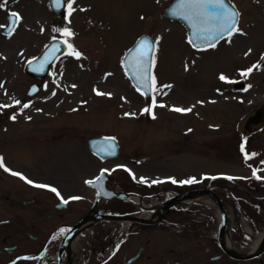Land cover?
I'll use <instances>...</instances> for the list:
<instances>
[{
    "label": "rangeland",
    "instance_id": "rangeland-1",
    "mask_svg": "<svg viewBox=\"0 0 264 264\" xmlns=\"http://www.w3.org/2000/svg\"><path fill=\"white\" fill-rule=\"evenodd\" d=\"M170 1L73 0L72 15L55 20L49 0H7L0 9V25L5 26L0 28V104L17 99L31 103L23 112L21 105L0 108V157L9 169L35 183L52 185L56 179L66 196L76 193L73 189L88 194L82 180L118 165H129L137 181L141 182L140 177L147 182L161 180L156 184L169 190L189 185L174 184L169 177L177 181L195 177L192 184L196 188L212 180V186L225 188L220 194L233 226L242 208L252 213V204L264 206V69L255 68L247 77L240 75V70L259 64L264 56V0H231L240 12L238 27L244 34H234L231 43L223 40L215 48L198 52L188 43L181 23L160 17ZM13 11L22 21L8 36L4 30ZM63 27L74 31L71 42L83 56L77 60L62 55L42 91L29 98L34 80L24 66L53 37L61 38L54 29ZM143 34L160 37L153 73L157 103L165 107L150 112L142 110L151 99L135 90L121 63L125 51ZM221 73L248 90L221 81ZM94 89L112 95H97ZM173 107L192 111L180 113ZM94 136L116 137L121 156L111 161L94 156L87 143ZM242 143L245 152L256 155L245 160ZM253 169H258L256 176ZM114 174L116 180L126 177L119 169ZM28 185L0 168V190L15 188V194L27 197L35 194L33 190L46 191ZM196 203L195 210L217 213L208 199ZM240 222L249 229L244 216ZM104 225L115 227L117 223ZM165 235L169 236L161 233L162 238Z\"/></svg>",
    "mask_w": 264,
    "mask_h": 264
},
{
    "label": "flooded vegetation",
    "instance_id": "flooded-vegetation-1",
    "mask_svg": "<svg viewBox=\"0 0 264 264\" xmlns=\"http://www.w3.org/2000/svg\"><path fill=\"white\" fill-rule=\"evenodd\" d=\"M131 179L118 188L130 194V198L102 200L100 213L142 218L151 214L148 209L155 205L150 202L160 199L165 191H161L156 184L149 185L147 190L144 183L133 177ZM52 180V186L58 188L65 199L70 196L81 199L70 200L61 210L59 199L48 190H33L35 194L30 197L20 192L15 194V188L0 190V264H12L13 261L15 264H264V245L261 246L263 213L257 210L246 213L249 229L236 226L221 242V227L216 214L205 213L203 208L193 209L197 205L195 201L175 207L159 224L131 223L124 230L122 224L101 227L113 221H102L91 228L83 225L80 228L84 231L64 244L63 240L70 230L93 208L95 193L85 183L86 180H82L88 194H81V189L80 192L73 189L76 193L66 196V191L56 183L57 180ZM76 180L80 181L72 179V182ZM119 182L115 177L112 187L117 188ZM213 189L219 194L225 191L223 186ZM41 197L48 200L44 201ZM146 203L150 205L146 206ZM64 212H70L71 216ZM199 213L203 214L201 218L197 217ZM194 217L197 221L192 220ZM236 220L237 217H234L235 223ZM61 228L67 231L60 233ZM161 233L171 237L165 235L169 240L162 242L166 237L162 238ZM225 245L232 246L240 254L257 251L258 257L250 260L232 258L224 249ZM23 257L29 259H21Z\"/></svg>",
    "mask_w": 264,
    "mask_h": 264
},
{
    "label": "snow or ice",
    "instance_id": "snow-or-ice-1",
    "mask_svg": "<svg viewBox=\"0 0 264 264\" xmlns=\"http://www.w3.org/2000/svg\"><path fill=\"white\" fill-rule=\"evenodd\" d=\"M7 0H3L0 2V9L6 6ZM56 7H61V0H54ZM75 11L73 7V0H67V16L70 17L72 13ZM173 15H179L187 20L192 28V36L188 38V43L198 50H205L207 48H215L217 44L221 40H226V42L231 43V38L234 34H241L244 33L238 27V17L240 15L239 11L235 8V6H229L226 0H178L175 7L172 9ZM10 25L7 27L6 34L11 36L19 22L22 21V17L18 12H11L10 13ZM143 19V17H142ZM70 23V21H69ZM4 25H0V28H4ZM54 31H57L61 34V39L52 45L51 51L47 52L44 55L43 60L40 62L39 66L34 68V71H41L43 70L44 66L51 60L56 58V53L60 51L61 44L65 46V53L66 56L74 57L75 59L79 60L82 58L83 53L80 52L75 45L71 42L72 38L76 35L71 27H63V28H56ZM53 40H57L56 37H53ZM160 37H156L155 41L150 40L148 37H144L136 43L134 48L128 50L125 54V59L121 61L122 65L124 66L126 72H130L132 77L137 81L136 88L138 92H141L142 95L148 96L150 92L158 91V84L157 78L154 75L152 69L156 63V50L157 44L159 43ZM251 52V49L248 50L245 55H248ZM264 60V56L261 57ZM31 64V61H29ZM258 64H254L248 69L240 70L241 77H247L251 74L253 69L258 68ZM111 75V73L106 74ZM219 79L221 81L227 83H235V81L230 80L226 77L223 73L220 74ZM0 87H3L0 84ZM73 88L76 85H72ZM171 85H159V88H171ZM251 85H248L250 88ZM247 91L248 89H243ZM33 92L36 91L35 88L32 89ZM97 95H108L111 96V93H103L97 89H94ZM7 94V93H5ZM163 95H167L166 92L162 93ZM55 95V92H53ZM30 101L27 103H23L20 100H14L12 104H0V108H9L14 107L16 105H21L20 111L23 112L24 109L30 107ZM202 103V102H200ZM165 107L164 104L157 103L156 95L151 96V104L146 106L142 111L143 112H150L155 107ZM174 111L180 113H188L192 111V108H179L173 107ZM39 111V110H38ZM125 115H129L126 113ZM155 118V116H153ZM12 120L16 119V115L13 114L11 116ZM31 119V117H28ZM191 131V130H189ZM114 140V138H111ZM246 139V138H245ZM106 155H115L114 150L109 147L104 149ZM241 152L244 153L245 160L250 159L251 157L255 156L256 153H247L245 152L244 144H241ZM264 164V161H261ZM117 167H125L123 165H118ZM0 168H3L4 171L10 172L11 175L17 176L20 179L24 180L29 185H32L37 188L46 189L51 193H54L55 196L59 199V201L63 204H68L70 200H79L81 197L79 196H70L68 199H65L64 196L61 194L58 188L52 186L50 184H39L35 183L33 180L28 179L20 172H15L9 169L5 163L3 157H0ZM128 170V169H126ZM107 169H102L99 176L95 177V179L85 181L86 184L89 185H96L97 187L100 186V181L104 177V173L107 172ZM133 179H135V175L131 173ZM258 169H253V175L256 176ZM217 177H211V179H216ZM226 179L232 180L234 177L227 176ZM258 179L260 177H257ZM172 183H180V184H192L196 182L195 177H190L186 180L177 181L174 177L167 178ZM141 182H147L145 177H140ZM161 180H153L151 183H161ZM100 195V192L97 193ZM67 229L61 228L59 229L60 233H65ZM55 239V237H53ZM21 259H29V257H23ZM15 264V261L12 262Z\"/></svg>",
    "mask_w": 264,
    "mask_h": 264
},
{
    "label": "water",
    "instance_id": "water-1",
    "mask_svg": "<svg viewBox=\"0 0 264 264\" xmlns=\"http://www.w3.org/2000/svg\"><path fill=\"white\" fill-rule=\"evenodd\" d=\"M64 2H65V0H61V7L58 8V7L55 6L54 0H50V5H51V8H52V10L54 12L53 14H54L55 19H61V18L64 17V15L66 13V11H65V3ZM177 2H178V0H174L170 6L165 8L164 13L161 16L165 17V18H168V19H171V20H180V21H182L186 25V28H188L189 37H191L192 36V28H191L189 22L187 20H185L183 17L179 16V15H173L172 14V9L175 7ZM226 2L229 4V6H233L230 3L229 0H226ZM10 19H11V17H10ZM238 20H239V17H238ZM6 32H7V29H6ZM144 37H148V36H144ZM144 37H142V38H144ZM149 39L152 40L151 38H149ZM58 41L59 40L57 39V40L53 41L50 45H52L54 43H57ZM50 45L47 47L46 52L44 53V55L47 52L51 51ZM64 51H65V46L63 44H61L60 51L56 53V56L59 55L60 53L64 52ZM43 58H44V56H42V58L40 60L42 61ZM52 61L53 60L49 61L44 66L43 70L34 71L33 69L38 67L39 64H40V61L38 59L37 61H34V63L32 62L31 64L26 66L27 67L26 71L28 73H32V75L34 74L33 76L35 78L43 80L44 76L48 72V69L50 67L49 65L52 63ZM262 66H264V61L262 63ZM129 74L132 77L130 72H129ZM132 79L137 84V81L133 77H132ZM240 86L242 87L243 84H240ZM33 88H35L37 90L38 87L37 86H35V87L33 86L32 89ZM148 95H150V93ZM89 143H90V147L92 148V150L94 152L98 153L102 157H105V158L116 157L119 154L118 142L115 139L113 140L111 138H100L99 137V138L91 139ZM109 147H111L114 150L115 155H106L105 154L104 149H107ZM107 178H108V174H107V172H105L103 179L100 181V186L97 187L96 185H93V186L97 187L98 191L100 192V195H98V197H97L98 200L100 198H102V196H105L107 198H111V197L116 195L114 192H110L109 190H107V188L105 186ZM120 196H122V195H120ZM200 196H208L215 203H217V205L219 206V208H220V210L222 212V215H223V219H224L223 230H224L226 228L227 224H228V214H227L226 209L224 207V204L221 201V199L219 198V196L216 194V192L210 191V190L192 191V192H188V193H185V194H181V195H179V196H177V197H175L173 199L168 200L167 202H165V204L161 205V207H160V209H161V212H159L160 218H162V216L164 215L165 212H167V210L170 208V206L178 204V203H180L183 200L193 199V198L200 197ZM95 210H96V208L93 209L94 213H96ZM95 216L96 215H94V214L93 215L90 214L87 218H85L84 222L87 221V220H90V219H95ZM115 218L122 219L124 217H115ZM73 234H74V232H72V234H70L69 239L71 238V235H73ZM228 253H230L232 256H234L236 258H239V259H250L249 257H246L245 255H238V253H236L235 251L229 250Z\"/></svg>",
    "mask_w": 264,
    "mask_h": 264
},
{
    "label": "bare ground",
    "instance_id": "bare-ground-1",
    "mask_svg": "<svg viewBox=\"0 0 264 264\" xmlns=\"http://www.w3.org/2000/svg\"><path fill=\"white\" fill-rule=\"evenodd\" d=\"M107 181H108V178H107ZM111 182V181H110ZM211 183V182H210ZM236 198V199H240V197H237L233 194V198ZM255 210H257L256 212L258 213H263L264 214V206L262 205V203L258 204V206L255 208ZM264 245L263 243L261 244V246ZM246 257H249L250 259H254V258H257L258 257V253L257 251L255 252H248L246 254H244Z\"/></svg>",
    "mask_w": 264,
    "mask_h": 264
}]
</instances>
